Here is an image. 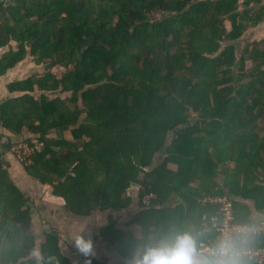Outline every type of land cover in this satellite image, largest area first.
Masks as SVG:
<instances>
[{
	"label": "trees",
	"instance_id": "obj_1",
	"mask_svg": "<svg viewBox=\"0 0 264 264\" xmlns=\"http://www.w3.org/2000/svg\"><path fill=\"white\" fill-rule=\"evenodd\" d=\"M263 21L264 0H0V76L27 56L67 69L10 82L20 93L0 102V125L44 142L21 163L79 217L128 208L139 181L140 199L155 194L132 222L141 239L112 216L101 230L123 258L176 231L192 232L198 251L215 247L218 209L205 196H230L244 226L257 223L251 201L264 215V38L236 42ZM59 129L72 137L53 136ZM31 224L0 159V264H40ZM241 244L264 248V238ZM42 257L104 264L67 258L54 235Z\"/></svg>",
	"mask_w": 264,
	"mask_h": 264
},
{
	"label": "crops",
	"instance_id": "obj_2",
	"mask_svg": "<svg viewBox=\"0 0 264 264\" xmlns=\"http://www.w3.org/2000/svg\"><path fill=\"white\" fill-rule=\"evenodd\" d=\"M244 38H246L248 41H251L254 38L259 40L263 39L264 21L255 27H251L246 32ZM20 63L22 64V61ZM20 63L11 68L6 74L0 76V102L12 95H17L20 93L18 91L10 92L8 90V84L10 82L23 79L33 74H38L36 72L33 74L24 75L25 73L19 72L16 67L18 65L20 66ZM56 132H58L59 136L63 135L66 137H72L71 130L69 129L55 130L52 132L53 135H55ZM28 134L29 133L26 132L23 135L18 136L0 125V159L2 160L4 166L8 169L13 182L23 193L27 204L31 209V232L37 239L36 252H34L33 257L36 258L40 264H43L42 248L45 241V236L54 235L60 240V246L62 248L63 254L67 258L74 260V262H79L84 258H92L104 264H135L136 259L130 261L123 258L107 243L103 242L101 239V233L100 235L94 237L92 234H89V237L87 236L92 241V250L87 254L82 252L77 247L75 240L81 235L86 237V233H80L82 230H86L87 232L90 230L91 232V230L95 228V230L97 229L101 232V230L108 224V218L110 216H114L118 221L116 229L124 233H132L136 239H141V228L132 222L142 211L140 202H142L144 207L149 206L151 199L156 197L155 194L150 193L143 199H140V193H130V191H134L136 184L138 185L140 183L139 181V183H136L134 186H132L126 194L127 196L131 197V203L128 208L121 211L98 210L94 212V215L91 217H79L71 211L70 206L67 204L64 198L54 194V189L52 186L43 184L38 179L31 177L26 172L24 165L16 158V155L12 153V147H10L12 139H14V137H22L25 135L26 137H29ZM161 162L162 160H160V163ZM155 164L157 163H154L153 167L156 166ZM171 168L175 169L176 166L172 165ZM142 178L143 177L141 176L140 180ZM139 188L140 187L137 188L138 192L140 191ZM204 198L202 199V203H204ZM173 203L176 204L175 202ZM250 206L253 210L252 218L257 221V223L248 227L255 228L257 230L264 229V215L257 211L255 202L251 201ZM59 232L60 234H63L60 235ZM255 237L264 238V232L259 233L258 235H253L251 238ZM254 249L264 250V248ZM250 262L260 264L255 261Z\"/></svg>",
	"mask_w": 264,
	"mask_h": 264
},
{
	"label": "clouds",
	"instance_id": "obj_3",
	"mask_svg": "<svg viewBox=\"0 0 264 264\" xmlns=\"http://www.w3.org/2000/svg\"><path fill=\"white\" fill-rule=\"evenodd\" d=\"M85 254L92 250V241L84 236L75 240ZM135 264H250L236 250L234 238L226 236L207 255L198 251L197 240L190 231H176L145 244Z\"/></svg>",
	"mask_w": 264,
	"mask_h": 264
},
{
	"label": "built area",
	"instance_id": "obj_4",
	"mask_svg": "<svg viewBox=\"0 0 264 264\" xmlns=\"http://www.w3.org/2000/svg\"><path fill=\"white\" fill-rule=\"evenodd\" d=\"M44 142H36L35 145H29L26 141L12 146V151L16 153L20 162L29 163V157L35 150H41ZM204 204H210L211 207L218 209V213L210 219L209 228L215 230L220 235L219 241L226 236L234 238L236 250L240 251L245 259L264 264V250L242 247L241 243H246L253 235L264 232V229L257 230L236 222V213L233 199L226 196H206ZM215 247L208 244H202L199 251L205 255L211 252ZM88 264V263H86Z\"/></svg>",
	"mask_w": 264,
	"mask_h": 264
},
{
	"label": "rangeland",
	"instance_id": "obj_5",
	"mask_svg": "<svg viewBox=\"0 0 264 264\" xmlns=\"http://www.w3.org/2000/svg\"><path fill=\"white\" fill-rule=\"evenodd\" d=\"M263 35V34H262ZM258 38V37H257ZM256 38V39H257ZM253 39V38H252ZM253 40H255V38L253 39ZM253 40H251V41H253ZM237 43H243V45L246 43V42H248V40L246 39V38H242L241 40H239V41H236ZM12 44L13 45H16V43L15 42H12ZM8 48L9 47H5V48H3V49H1V51H0V55H2L1 54V52H4V51H6V50H8ZM21 64V63H20ZM251 64L252 63H249V66H251ZM22 66V67H21ZM16 69L19 71V72H22V73H25L24 75H27V74H33V73H38V74H44L45 72H47V71H49V70H54L59 76H61L62 75V73L63 72H65L67 69L64 67V65H62L61 63H58V62H56V63H53V62H51V61H48V62H46V63H38L37 61H35V57L34 56H27L23 61H22V64L19 66H17L16 67ZM41 93V91H38L37 92V95H39ZM52 96H57V95H63V96H67L69 93L68 92H62L61 90H58V91H56V92H53V93H50ZM53 135V134H52ZM57 135H59L58 134V132H56L55 133V135H53V136H57ZM28 136H30V134H28ZM173 137V135L171 134V137L170 138H172ZM27 138L28 137H26V135L25 136H22V137H14V139H12V141H11V143H10V147H12V146H17L19 143H24L26 140H27ZM169 138V142L168 143H170V139ZM23 140V141H22ZM17 141V142H16ZM37 142H39V141H37ZM11 150H12V148H11ZM12 153H14L13 151H12ZM14 155H16V153H14ZM164 157V155L163 154H156L155 155V162L154 163H157V164H155L156 166L160 163V160H162V158ZM140 184L141 183H139L138 185L136 184V186H135V188H134V191H130V193H139L138 192V187H140L139 188V190L141 189V186H140ZM113 217V219L115 220V222H116V224L118 225V221L116 220V218L114 217V216H112ZM108 223H109V218H108ZM108 225V224H107ZM106 225V226H107ZM105 226V227H106ZM116 228H117V226H116ZM89 232V233H88ZM88 232L86 231V230H82L80 233H86V238H88L89 237V234H92L93 235V237L94 236H97V235H100V230H95V228H93L92 230H91V232H90V230H88ZM79 233V234H80ZM59 234H60V232H59ZM61 234H63V233H61ZM60 234V235H61ZM88 236V237H87ZM46 237V236H45ZM140 237H141V235H140ZM82 264H86V263H82ZM89 264V263H88Z\"/></svg>",
	"mask_w": 264,
	"mask_h": 264
}]
</instances>
